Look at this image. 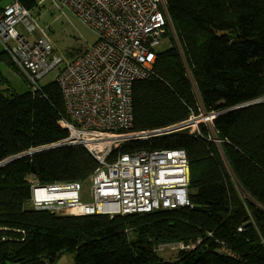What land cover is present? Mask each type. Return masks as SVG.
Listing matches in <instances>:
<instances>
[{
  "label": "trees",
  "instance_id": "16d2710c",
  "mask_svg": "<svg viewBox=\"0 0 264 264\" xmlns=\"http://www.w3.org/2000/svg\"><path fill=\"white\" fill-rule=\"evenodd\" d=\"M14 1L31 12L41 6V0H0V11ZM166 6L175 36L157 54L151 76L133 86V130L221 114L212 128L201 124L120 151H184L190 206L114 217L35 210L32 182H85L98 168L82 146L38 152L0 168V264H53L65 253L74 264H264V102L226 112L264 98V0H166ZM2 62L18 70L5 51ZM61 117L55 80L19 94L0 71V163L62 142L68 132ZM170 243L188 248L168 261L157 248Z\"/></svg>",
  "mask_w": 264,
  "mask_h": 264
},
{
  "label": "built area",
  "instance_id": "2783aa9c",
  "mask_svg": "<svg viewBox=\"0 0 264 264\" xmlns=\"http://www.w3.org/2000/svg\"><path fill=\"white\" fill-rule=\"evenodd\" d=\"M46 0H41L38 5ZM71 10L98 40L72 62L53 54L45 28L14 1L0 11V44L33 91L58 69L68 136L66 146L85 147L98 162L89 192L78 183L31 184V206L57 217L128 215L190 206L191 171L182 150L120 149L176 132L212 128L213 114L184 123L134 131L133 86L148 79L158 48L175 36L166 0H50ZM38 32L33 42L29 36ZM207 114V115H206ZM118 152V153H115ZM188 248V247H186Z\"/></svg>",
  "mask_w": 264,
  "mask_h": 264
},
{
  "label": "rangeland",
  "instance_id": "374dc122",
  "mask_svg": "<svg viewBox=\"0 0 264 264\" xmlns=\"http://www.w3.org/2000/svg\"><path fill=\"white\" fill-rule=\"evenodd\" d=\"M8 1V0H7ZM36 9H33L32 14L36 17L42 28H45L49 42L53 47V54L61 58L63 62L70 61L73 58L72 53L86 50L95 44L98 40L97 34L85 25L78 17L69 9L56 6L50 0H46ZM38 32L32 37L31 41H35L38 37ZM171 45L169 42L162 44L158 50H164ZM4 51L0 44V53ZM0 71L14 90V92L22 94L30 90V86L25 77L19 70L8 66L6 63H0ZM58 69L51 71L44 79L40 81L41 85L48 84L56 80ZM91 183L89 181L83 183L84 192H89ZM72 246V243L70 244ZM182 244H165L157 248L158 255L168 261L177 259L178 251L185 249ZM74 255L65 253L59 257L53 264H74Z\"/></svg>",
  "mask_w": 264,
  "mask_h": 264
},
{
  "label": "water",
  "instance_id": "95a60500",
  "mask_svg": "<svg viewBox=\"0 0 264 264\" xmlns=\"http://www.w3.org/2000/svg\"><path fill=\"white\" fill-rule=\"evenodd\" d=\"M263 102H264V98L252 101V102L244 104V105H241L239 107H236L234 109L228 110L226 112H231V111H234V110L242 109V108H245V107H248V106H253V105H256V104L263 103ZM220 114L214 115V118H217ZM60 126H62L61 123H60ZM65 146H66L65 143L60 142V143H56V144H53V145H49V146H45V147L39 148L37 150H33V151H30V152H27V153L22 154V155H18L16 157L9 158L6 161L0 163V168L5 166V165H8L9 163H12V162L18 160V159L24 158L26 156H29V155H32V154H35V153H38V152H42V151H47V150H52V149H56V148H60V147H65Z\"/></svg>",
  "mask_w": 264,
  "mask_h": 264
},
{
  "label": "bare ground",
  "instance_id": "6f19581e",
  "mask_svg": "<svg viewBox=\"0 0 264 264\" xmlns=\"http://www.w3.org/2000/svg\"><path fill=\"white\" fill-rule=\"evenodd\" d=\"M85 148V147H84Z\"/></svg>",
  "mask_w": 264,
  "mask_h": 264
}]
</instances>
